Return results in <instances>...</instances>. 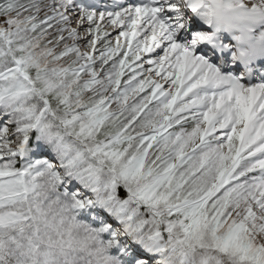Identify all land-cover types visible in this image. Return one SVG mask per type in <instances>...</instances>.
I'll list each match as a JSON object with an SVG mask.
<instances>
[{"label":"rangeland","instance_id":"obj_1","mask_svg":"<svg viewBox=\"0 0 264 264\" xmlns=\"http://www.w3.org/2000/svg\"><path fill=\"white\" fill-rule=\"evenodd\" d=\"M121 1L0 0V75L15 70L0 94L22 89L0 103V264H125L118 249L133 240L119 238L128 226L117 219L130 200L132 219L143 213L184 253L264 264V167L247 140L264 118L244 119L264 83L236 86L210 63L209 87L191 93L208 75L181 61L178 46L204 58L190 26L173 24L179 0H156L157 19ZM210 2L215 12L217 0H197ZM166 72L181 75L176 88ZM199 96L202 110L191 109ZM103 186L126 194L116 211L95 202Z\"/></svg>","mask_w":264,"mask_h":264},{"label":"bare ground","instance_id":"obj_2","mask_svg":"<svg viewBox=\"0 0 264 264\" xmlns=\"http://www.w3.org/2000/svg\"><path fill=\"white\" fill-rule=\"evenodd\" d=\"M179 1H181V0H179ZM232 1L233 0H225V2H223V0H217V5H216V10L214 12V15L219 14V18H223L226 21L227 26H228V24L231 26L232 23L234 22V24L236 26H238V28L240 29V31L237 32V33H239V34H237V37L240 40H242L243 37H245V35L247 33V30H248V32H249V30H252V29L256 30L255 31L256 34L260 32L259 35L258 34L256 35L257 37H260V39L259 40H255L254 42H251L250 44H252V45L256 44L257 46L258 45H262L264 43V0H235L236 1L235 3L233 1L234 4L232 3ZM121 2H124V1H121ZM145 2L147 3V7L151 9L150 13L152 14V18L153 19H157V15L159 14V11H157V9L154 7L155 5L158 4L157 1L156 0H145ZM186 2L187 3H189V2L191 3V7H192L191 9H193V7H195V8L199 7L198 5H200L199 3H197V0H186ZM180 6L181 5L179 4L174 11L173 10L169 11L170 14H171V12H173L175 14V16L172 17V18L176 19L173 24L180 23V22H186L185 21V15H183V13L181 11H179ZM65 7L66 6H64V8ZM193 21L194 20H192V22ZM241 21H243V23H245V26L241 27V25H242L240 23ZM173 24H172V26H175ZM189 26L192 29L196 27V30L194 29V36H196L197 40L201 39V41H202L203 39H205L203 37L204 35H202L203 33H201V32H203V30L200 29V28L199 29L197 28L198 25H197L196 22H195V24H193V25L190 24ZM169 29L171 30L173 28L170 27ZM216 29H217V26L215 27V30ZM168 33H170V32H168ZM74 35H75V37H77L76 38L77 41L74 42V43H76L78 45L79 44H85L86 41L84 39L79 38V36L77 34H74ZM247 35H251V34H247ZM252 38H253V36L251 35V36H248L246 39H247V41H251ZM226 46H230V45H224V48ZM179 47L180 46L177 47L178 52H180L181 50L183 51V54L181 55V61H182V59H184V61L187 63L186 64L187 69H189L191 71L192 77H196V75H198L200 72H206L207 75H208V78H206L204 81L202 80L203 82L200 85L196 84V86H194L193 89L191 87L188 91L192 90L194 92H199V91H202L203 89H206L207 87H209L206 82L207 81H209V82L211 81L210 79L213 76H211L210 74L212 73V71L214 72V70L210 67V63L207 64L204 60H202L201 58H198L197 54L194 53V50L191 49L190 51H188V49H179ZM217 48H218V50H222L223 49L221 47V42H220L219 39H217V44H215L213 47L211 46V49H212L213 52H215L217 50ZM197 50H198L197 52H199V51L201 52V50H203V49L201 47L199 48V46H198ZM147 51L150 52V53L158 52L156 49H151V48H148ZM260 51L261 52L264 51V48L260 49ZM202 54H203V51H202ZM263 57H264V55L255 54L256 60H259L260 58H263ZM226 66H228V64H226ZM144 74H146V71L145 72H141L140 76H143ZM162 75H164V74H162ZM171 76L172 75L168 74L165 77V80L166 79L171 80L172 81V86L174 85V87H172V88H176L179 85V83L181 82V75L177 74V76H175V77H171ZM236 80L237 79H235V84L236 83L238 84V80L237 81ZM230 82H232V79L230 80ZM230 82L228 80L223 79V78L220 79V78L217 77L216 80H215L216 84L214 82L213 83L215 85H219L220 84V86L221 85L225 86L224 84L230 85L229 84ZM152 83L153 82H152V80H151V78L149 76L147 78V82L141 86L142 92H144V90L147 88V85H149V87H150V85H152ZM168 83L169 82H167L166 85ZM237 84H236V86H237ZM240 85L241 86L242 85H244V86L246 85L247 86V84L245 82H243L242 80H240V82H239V86ZM255 87L256 88H254L252 93H251L252 94V99L250 98L251 100L250 101L248 100V103L246 104L247 107H249V108L246 109V110L244 109L245 113H246V116H244V119H246L248 117H251V118L252 117H256V120L260 119V118H264V86L255 85ZM183 91L185 92V89H183ZM192 91H191V93H192ZM134 92H137V91L134 90ZM174 93H175V91H174ZM191 93L188 94V96L191 95ZM203 101H204L203 97L202 98L201 97L198 98L193 104L190 105V108L191 109L195 108V110L196 109L197 110H202V107L204 105V103H202ZM240 122H241V119L236 121V124L239 125ZM261 132L264 133V129L258 128L255 124L254 125L252 124L250 126V130H249V134H248L247 140L252 144V146L255 149V152L252 155V159L254 160V162L257 165H261V166L264 167V137L259 134ZM122 236L123 235H120L119 237H122ZM137 251H139V250H136V252ZM138 260L139 261L137 262V264H160L161 263V261H158L159 260L158 258H157V261H152L151 257L149 255H146V256H143V257H138Z\"/></svg>","mask_w":264,"mask_h":264},{"label":"trees","instance_id":"obj_3","mask_svg":"<svg viewBox=\"0 0 264 264\" xmlns=\"http://www.w3.org/2000/svg\"><path fill=\"white\" fill-rule=\"evenodd\" d=\"M13 71V70H12ZM11 70L3 71L1 77L10 76L12 73ZM22 92V89H18L17 87H10L6 93L0 94V103L6 100V97H12L18 95ZM38 135V130H35V136ZM33 141V140H32ZM31 142L26 144V156L30 155V147ZM121 189V188H120ZM126 194L122 191H118L117 196H111L109 187L103 186L101 190H99L97 195L98 203H107L110 207L117 209L124 200ZM136 202L131 201V207L128 212H125L122 216H120V220L123 222H127L128 224V233L136 239L141 244L146 243L149 245L155 253L158 255L164 256L169 261L174 264H244L237 259L226 255L225 253L210 251L206 249H199L197 251H192L190 254L185 255L183 252V247L181 243L174 237L168 236L165 233L161 232L159 234L160 225L155 223V221L144 222L143 213L139 216L136 215L132 220L130 218V211L135 207ZM9 257V256H8Z\"/></svg>","mask_w":264,"mask_h":264}]
</instances>
